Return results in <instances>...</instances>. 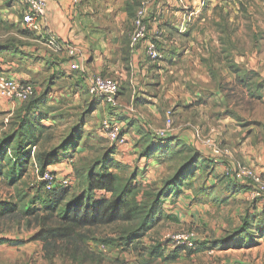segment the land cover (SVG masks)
Masks as SVG:
<instances>
[{"label":"crops","instance_id":"crops-1","mask_svg":"<svg viewBox=\"0 0 264 264\" xmlns=\"http://www.w3.org/2000/svg\"><path fill=\"white\" fill-rule=\"evenodd\" d=\"M43 1L46 13L42 29L36 33L23 22L25 7L20 0H0V14L5 22L0 25H7L2 29H10L9 22H13L23 31L18 30L15 43L10 38H0V76L30 83L36 89L29 101L11 102L0 93V117L4 118L0 137L19 115L25 122L43 127L47 118L43 111L45 104L55 105L60 97L71 93L79 104L80 90L88 93L91 78L102 75L120 83V107L109 110L99 104L101 111L94 106L90 117L96 119L95 123L104 117H114L123 123L128 144L116 147L113 156L117 165L137 166L147 173L151 170L152 175L148 173L147 178L143 173L144 182L150 184L164 180L168 169L174 171L172 178L184 165L182 169L187 172L182 176L191 172L190 180H196L204 169L208 174L204 181L216 191L220 187L223 190L222 201H241L246 206V222L256 216L263 218L264 205L253 200L252 185L239 184L235 172L243 166L264 174V20L256 19L263 28L258 33L253 27L252 33L250 25L255 19H231L233 24H241L242 30L226 36V42L240 39L243 44L236 54L230 46L224 50L236 58L235 64L246 74L238 82L236 75L221 62V50L215 48L220 47L225 36L205 30V23L219 21L212 18L198 21L200 17H196L201 5L208 3L206 0H156L150 11L148 36L137 44L132 42L133 13L131 16L127 10L128 0ZM231 1L232 8L239 7V3ZM251 1L256 10L264 13V0ZM217 3L210 0L208 4ZM16 5L20 8L14 16ZM150 41L158 45L157 60L148 56ZM71 44L82 53L78 59L82 71L78 73L70 70V58L64 47ZM251 74L257 75L256 82L249 81ZM224 86L234 88L231 95L224 91ZM240 91L241 98H235ZM48 94L49 99L42 97ZM168 112L173 128L165 138H157L156 131L167 127ZM196 131L217 138L222 150L218 164L213 165L208 150L198 146ZM37 148L33 147L31 152L34 165ZM185 149L194 151L195 157L190 158ZM181 152L188 157L177 159ZM63 165L50 166L49 170L66 176L68 168ZM181 195L171 197H177L183 208H188L191 197Z\"/></svg>","mask_w":264,"mask_h":264},{"label":"rangeland","instance_id":"rangeland-1","mask_svg":"<svg viewBox=\"0 0 264 264\" xmlns=\"http://www.w3.org/2000/svg\"><path fill=\"white\" fill-rule=\"evenodd\" d=\"M141 1L128 0L127 2L130 7L134 8L132 10L133 21ZM215 1L218 3L211 6L213 3L208 4L210 0H206L208 3L201 5V12L199 11L196 14L199 16L196 17H200L198 21L201 18H212L219 21L215 24L205 23V30L212 35L220 33L225 36V40L219 43L220 47L215 48L221 50V62L236 75L239 82L245 78L246 74L241 72V68L235 64L236 58L224 49L231 47L236 54L241 50L243 43L240 39L236 40V37L234 43H228L226 42L227 37L232 34L237 35L238 31L242 30L241 24L239 26L237 23L233 24L237 19H255V22L250 25V31L254 33L253 27H256L259 33L263 25L257 24L259 20H264V13L256 10L251 0H235L237 4L239 3V7L235 9L232 8L234 3L231 0ZM18 7L19 5L15 6L14 16H17ZM21 11L23 12V8ZM0 22L5 23L2 21L1 14ZM10 23L13 22H9L10 29L6 27L2 29L7 26L6 24L0 25V38H10L12 43H15L18 30L21 33L23 31L21 26L16 27L14 23ZM248 78L253 83L256 82L257 75L251 74ZM232 89L234 88L224 86V91L229 95ZM80 92L79 104L76 103L78 101L74 100V94L71 93L60 97V101L55 105H44L43 111L47 118L44 119V128L35 156L37 163L39 156L50 153L61 159L59 164L63 163V166L68 168L66 176L72 182L70 189L73 196L81 192V183L86 170L99 161L107 151L116 150L103 136L101 122L95 123L96 119L90 117L93 107H98L103 103L91 97L85 90L81 89ZM238 93L235 98H241V91ZM42 97L49 99L51 96L48 94ZM101 109L102 107H98V110L101 111ZM11 125L8 132L4 133L0 139L9 133ZM2 126H4V118L0 117V130ZM71 135L75 138L69 140ZM64 144L66 146H63ZM10 152L13 155V152ZM10 152L5 154L7 159H5L4 169L0 176V202L16 205L17 211L0 219V243H2L0 244V264H264V216L261 219L258 216L252 217L246 222V206L241 201L238 203L222 201L223 190L220 187L216 191L207 181H204L208 177L204 169L200 176L196 175V180H185L188 182L182 186L181 196L191 197L188 199V208H183L184 206L178 202L177 197H168V201L163 205L164 208L166 207L164 217L158 222H151L148 231L146 228H139L141 214L139 218L129 222L84 229L71 241L59 243V246L56 244L47 251L43 243L34 240L40 228L36 217L30 215L32 210L39 211L38 217L43 213L40 210V195L36 192L41 182L38 179L34 162L32 160L27 162V167L22 169L19 180L11 184L9 171L13 161L8 160ZM184 157L186 159L188 156H184V153L179 154L177 159ZM113 172L118 174L122 185L132 178L136 187L141 190L138 196L139 202L142 201L144 193L155 194L161 188L162 182L171 178L174 173L173 170L168 169L167 178L160 180V183L150 184L145 183L143 178V173L147 178L149 172L137 166L135 168L120 166L115 162ZM151 175L150 170L149 176ZM101 195L98 193L99 198ZM239 222H242L243 226H238ZM184 233L194 234L197 253L192 256L182 254L175 263H167L152 256L151 250L158 244L164 245L166 253L173 251L176 244L172 242V237ZM235 233L242 234L237 237ZM233 238L236 240H232Z\"/></svg>","mask_w":264,"mask_h":264},{"label":"trees","instance_id":"trees-1","mask_svg":"<svg viewBox=\"0 0 264 264\" xmlns=\"http://www.w3.org/2000/svg\"><path fill=\"white\" fill-rule=\"evenodd\" d=\"M127 10L132 16V7L129 6V3ZM11 124L12 127L9 133L0 139V176L2 175V169H4L5 159H7L5 154L12 151L13 155L10 152V159L8 158L9 162L13 161L9 178L11 184H14L19 180L22 169L27 167V162L32 160V148L38 146L44 127L39 126V124L34 125L25 122L22 115H19ZM69 137V140L75 138L74 135ZM63 146H66V144ZM13 147H15V150H13ZM184 151H188L186 153L190 155V158L195 157V153L191 149H185ZM114 152L115 150L107 151L99 161L86 170L79 195L73 196L70 188L59 186L52 191H47L45 183H39L36 192L40 195V210L43 213L38 217L39 211L32 210L30 215L36 217L40 228L34 240L43 243L47 251L56 244L59 246V243L71 241L84 229L129 222L139 218L141 214L139 228H146V231H148L151 222H158L164 217L163 205L168 197L179 195L184 182H188L185 180L192 178L190 172L183 177V181L179 182L184 172H187L186 169H182L184 168L183 165L172 178L162 182L161 188L155 194L144 193L142 201L139 202L138 196L141 190L136 187L132 178L122 185L118 174L113 172ZM183 153L181 152V154ZM37 160L38 163L36 162L34 167L38 173V178L48 171L50 166L61 162V159L55 157L52 153L39 156ZM98 193L102 194L100 198ZM16 211V205L0 202V219L10 216ZM235 234L237 237L241 235ZM196 247L197 243L194 248L179 245L175 246L173 251L166 253L164 245L158 244L151 250V253L156 259L167 263H175L182 254L192 256L197 253Z\"/></svg>","mask_w":264,"mask_h":264},{"label":"built area","instance_id":"built-area-1","mask_svg":"<svg viewBox=\"0 0 264 264\" xmlns=\"http://www.w3.org/2000/svg\"><path fill=\"white\" fill-rule=\"evenodd\" d=\"M25 7L23 22L26 28L32 32H40L42 29V21L46 13V3L43 0H20ZM185 1V0H180ZM156 0H142L137 9L133 21L132 42L137 44L148 36L150 11ZM66 53L70 58V70L73 73L82 71L78 59L82 58L81 51L73 44L64 45ZM59 49V48H57ZM148 56L152 60L160 57L159 48L155 41H150L147 50ZM0 93L3 97L11 102L27 101L34 96L36 89L32 84L21 83L6 77L0 78ZM88 93L91 97L101 101L110 110H118L120 107L118 95L120 93V83L117 80L105 78L102 75H94L88 86ZM167 127L156 131L157 138H165L167 132L173 128L171 112H168ZM101 132L112 147H124L128 144L125 135L124 125L117 118L105 117L101 121ZM216 132V130H212ZM196 143L200 147H204L209 152L212 164H218V157L222 155L220 144L212 135L204 136L201 131L194 133ZM39 181L45 183L47 191H52L56 187L71 188L72 182L68 176L61 177L52 171H46L40 176ZM235 179L239 184L252 185L253 200L259 201L264 205V174H258L250 167H240L235 172ZM172 242L176 246L183 245L188 248H194L196 240L194 234L184 233L172 237Z\"/></svg>","mask_w":264,"mask_h":264}]
</instances>
